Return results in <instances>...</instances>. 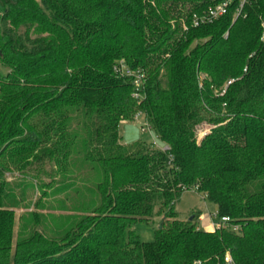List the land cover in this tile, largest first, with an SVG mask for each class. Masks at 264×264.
Masks as SVG:
<instances>
[{"label":"trees","instance_id":"16d2710c","mask_svg":"<svg viewBox=\"0 0 264 264\" xmlns=\"http://www.w3.org/2000/svg\"><path fill=\"white\" fill-rule=\"evenodd\" d=\"M140 115L167 151L122 143ZM188 191L230 227L181 220ZM227 255L264 264V0H0V264Z\"/></svg>","mask_w":264,"mask_h":264},{"label":"rangeland","instance_id":"374dc122","mask_svg":"<svg viewBox=\"0 0 264 264\" xmlns=\"http://www.w3.org/2000/svg\"><path fill=\"white\" fill-rule=\"evenodd\" d=\"M144 116L140 115L135 121L133 122H123L120 125V135L122 137L121 141L123 144H131L133 142L142 141L147 145H151L153 141L156 143L155 149L157 150H165L166 146L162 143L155 132L149 133H142L141 127L144 124ZM207 127L204 130L207 131ZM12 179L10 178L9 181ZM46 182H49L47 177H44ZM176 212L181 220H188L191 216L200 213L204 216H214L216 215V207L211 204L203 194H199L196 191H188L186 192L181 202L176 207ZM19 214V213H18ZM18 218V215H17ZM160 219L156 218L154 223L146 224L141 223L135 227L136 234L140 238L142 242L150 243L154 242L156 238V229L160 228ZM220 223L219 217H213V225L217 226ZM16 239H17V231L19 228V222L17 221L16 225ZM15 239V242H16Z\"/></svg>","mask_w":264,"mask_h":264},{"label":"built area","instance_id":"2783aa9c","mask_svg":"<svg viewBox=\"0 0 264 264\" xmlns=\"http://www.w3.org/2000/svg\"><path fill=\"white\" fill-rule=\"evenodd\" d=\"M226 14H227V3H225L223 5H219V6L215 7L214 9H211L209 11V13L205 16H202L199 18L194 17L193 26L199 27L202 24H206V23L211 24V23L217 21L218 19L224 17ZM120 72L124 73L126 76H128L129 78L132 79L133 85L137 91L136 96H137V98L141 99L143 96H142V93L140 92V89H142V87H143L144 76L140 72H133V71L128 70L125 67H122ZM141 132L142 133H149V134L154 132L152 125L150 124V122L146 118H144V124L141 127ZM152 145L154 147H156V143L154 141H153ZM167 150H168V148H166L165 150H162V151L165 152ZM211 217L212 218L218 217V214L216 213V215L211 216ZM230 223H231L230 218L221 217L220 223L217 226H215L214 228H217V227L227 228V227H230ZM231 229L235 232H238L239 226H231ZM224 262H225V264H234V261L230 255L226 256V258L224 259Z\"/></svg>","mask_w":264,"mask_h":264},{"label":"crops","instance_id":"0c3cea01","mask_svg":"<svg viewBox=\"0 0 264 264\" xmlns=\"http://www.w3.org/2000/svg\"><path fill=\"white\" fill-rule=\"evenodd\" d=\"M199 227L204 231L213 232L215 226L213 225V218L211 217V215L209 216L201 215L199 219Z\"/></svg>","mask_w":264,"mask_h":264}]
</instances>
